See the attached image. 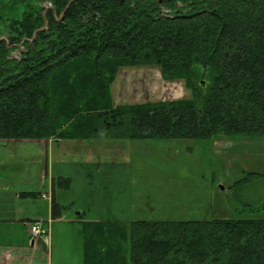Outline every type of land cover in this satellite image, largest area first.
<instances>
[{
  "label": "trees",
  "instance_id": "trees-1",
  "mask_svg": "<svg viewBox=\"0 0 264 264\" xmlns=\"http://www.w3.org/2000/svg\"><path fill=\"white\" fill-rule=\"evenodd\" d=\"M0 6V141L264 138V0ZM142 67L183 81L191 97L115 106L120 70ZM262 182L250 174L234 189L257 183L264 195ZM250 208L264 209V196ZM64 209L52 201V218ZM83 232L84 264H264V219L90 223Z\"/></svg>",
  "mask_w": 264,
  "mask_h": 264
},
{
  "label": "rangeland",
  "instance_id": "rangeland-1",
  "mask_svg": "<svg viewBox=\"0 0 264 264\" xmlns=\"http://www.w3.org/2000/svg\"><path fill=\"white\" fill-rule=\"evenodd\" d=\"M6 38L0 20V40ZM126 69L120 70L115 83L118 105L190 97L183 81H164L158 68ZM70 144L0 141V171L5 175L16 172V179H22L16 185L20 190L32 188L35 171H63L72 179L69 189L57 186L53 192L65 212L61 222L52 218L49 236L44 238L48 248L36 254L35 264H84L83 228L69 225L80 212L86 214V221L124 225L264 219V209L250 208L264 196L256 193L257 183L243 185L238 192L234 189L250 174L264 175V138L121 139L105 140L100 146L84 144L83 149ZM47 191L52 196L51 186ZM16 201L22 213L15 225H2L5 227L0 226V231L12 229V245L25 246V253L34 258L29 225L36 219L44 224L52 222L46 213L50 200L29 197ZM8 242L5 238L2 243Z\"/></svg>",
  "mask_w": 264,
  "mask_h": 264
},
{
  "label": "crops",
  "instance_id": "crops-1",
  "mask_svg": "<svg viewBox=\"0 0 264 264\" xmlns=\"http://www.w3.org/2000/svg\"><path fill=\"white\" fill-rule=\"evenodd\" d=\"M123 70H129V69L123 68ZM130 70H133V69H130ZM158 70L160 71L159 68ZM120 72L118 75H120ZM160 74H161V71H160ZM117 80H118V76L116 78V81ZM116 81L113 83L111 87L112 98H113V102L115 106L118 105L116 104V100L114 98V93H113L115 85H116L115 84ZM190 97H191V94H190ZM190 97H187V98H190ZM135 104H140V103H135ZM121 105H125V104H121ZM49 142L51 141H44V145L46 146L47 144H49ZM64 142L71 143L70 145L72 146L74 144H77L79 146L78 148L83 149L85 147L84 144H96L97 146H100L101 144H104L105 141L88 140V141H64ZM77 145L74 146V148L77 147ZM67 147H71V146H67ZM44 165L47 170L46 162H44ZM54 172L55 171H35L32 188H25V190H20L19 188H17L16 185H17V182L21 181L22 179H16V172H13L11 174L6 173L5 175L4 172L0 171V226L5 225V224H6L5 226H13L12 224L15 225L16 220L18 219L19 215L22 213L21 209H19L17 206L16 200H19L21 198L33 197V198H42V199L44 198L45 200L49 198L50 201L48 204V211L46 213L48 215L50 214L52 222L51 221L46 222L45 225L48 226L50 229V226L54 221L52 219V201H55L57 203V201L55 200L56 198L54 197V193H53L56 187L58 186L55 184V180L59 178L69 179L70 184H69L68 189L72 185V179L66 176L67 174L65 172L63 171L56 172V173ZM36 182H39V183L37 184ZM49 186H51L52 188V193H53L52 196H50L49 192L47 191V188ZM59 187L63 189L64 183L61 184ZM34 193L36 194V196H29V197L26 196V194H34ZM64 212L65 211H63V213ZM76 215H77V218L73 220L72 222H69V225H73V226L75 225L78 228L79 227L83 228L85 224H90V223L97 224L98 223L96 221H86L85 213L80 212V213H77ZM62 217L59 219H56L55 222H61V220L63 219ZM35 221H41V220L36 219ZM108 223H111V222H108ZM5 226H2V227H5ZM28 235H29V244L34 254V258L32 255L29 256L28 254L25 253V251L27 250L25 246L12 245V241L10 239H12L13 241L15 240L12 229L10 231H0V264H35L36 254L38 252H41L42 250H47L48 239H43L44 246H42V245H38V242L31 243L30 228L28 231ZM5 238L8 239V241L10 242L3 244L2 242H3V239ZM75 243L77 246L76 248H78V238L75 240ZM83 244H84V241H83ZM76 251H78V249H76Z\"/></svg>",
  "mask_w": 264,
  "mask_h": 264
},
{
  "label": "built area",
  "instance_id": "built-area-1",
  "mask_svg": "<svg viewBox=\"0 0 264 264\" xmlns=\"http://www.w3.org/2000/svg\"><path fill=\"white\" fill-rule=\"evenodd\" d=\"M31 233L34 238H37L47 235L48 230L43 228L41 223H36L31 227Z\"/></svg>",
  "mask_w": 264,
  "mask_h": 264
}]
</instances>
